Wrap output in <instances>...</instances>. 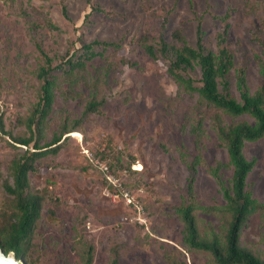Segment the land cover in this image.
<instances>
[{"label": "rangeland", "instance_id": "obj_1", "mask_svg": "<svg viewBox=\"0 0 264 264\" xmlns=\"http://www.w3.org/2000/svg\"><path fill=\"white\" fill-rule=\"evenodd\" d=\"M226 24L235 65L231 93L240 99L237 69L245 70L251 93L263 83L257 56L264 41V0H0V120L5 131H0V231L11 226L17 212L4 188L5 182L13 184L12 160L34 151L33 144L26 148L14 138L31 136L28 121L39 102L43 64L38 47L68 59L95 40L118 44L95 47L100 55L80 75L76 97L65 93L61 61H55V100L40 144L52 142L66 128L72 132L29 175V191L45 199L25 264H83L87 244L95 249L93 264H110L114 247L119 264H212L209 254L185 245L177 209L188 199L192 181L201 233L221 229L226 198L214 172L221 166L219 176L229 185L233 169L210 118L192 131L198 94L185 92L168 72L170 59L159 55L154 60L143 39L157 47L163 35L181 46L173 37L180 30L194 46L201 26L205 47L217 51ZM188 73L200 86V68ZM94 95L105 104L84 117ZM222 119L226 124L253 122L247 115L223 114ZM244 153L254 162L248 189L264 204V137L247 143ZM97 162L110 167L136 205L116 196ZM240 242L264 259V209L250 216Z\"/></svg>", "mask_w": 264, "mask_h": 264}, {"label": "trees", "instance_id": "obj_2", "mask_svg": "<svg viewBox=\"0 0 264 264\" xmlns=\"http://www.w3.org/2000/svg\"><path fill=\"white\" fill-rule=\"evenodd\" d=\"M95 10L101 11L100 8ZM64 13L66 9L64 8ZM229 14L223 17L226 21ZM229 24L218 35V50H208L203 42V31L201 26L197 31V41L194 46L190 45L180 30H176L173 37L181 43V46L170 44L163 35L159 37L157 47L143 39L146 53L154 60L158 56L170 59L169 74L183 88L185 92L198 94L197 112L192 131L198 132L207 117L217 131L218 138L225 146L229 165L233 174L229 185L221 180L219 171L221 166L215 169L214 174L221 182V187L226 198L224 208L227 219L221 229L210 228L202 234L197 222L196 211L199 205L195 199L192 181L188 184V199L177 209V214L184 226V243L190 250L205 252L210 255L212 264H264L260 258L251 250L241 246V232L250 216L256 211L264 209V204L255 200L248 189V177L254 168V162L249 161L244 153L247 143L255 142L264 137V41L261 42V52L257 56L260 73L263 77L262 85L253 93L250 92L246 72L239 68L235 71L236 86L240 99L231 93V71L234 69V57L226 45ZM97 46H114L115 43H106L95 40L84 44L83 53L78 57L65 59L61 56H52L39 46L43 57V64L39 68L38 78L40 80L39 102L28 121L31 131L29 138H14V141L27 149L23 154L15 157L11 163L13 184L4 183L5 191L14 197L16 205L15 219L10 227L0 231V246L6 253L14 252L20 260L27 259V251L32 241L36 223L41 217L42 204L45 196L29 191V175L37 172L36 163L48 152H57L60 148L62 137L72 130L64 131L50 143L40 144L42 126L50 115L55 100V79L53 71L55 61H61L58 69L62 70L63 82L66 84L68 98L76 97L75 88L80 80V75L87 69V65L100 54L95 51ZM123 63L135 66L127 60ZM200 68V86L188 72ZM85 83L88 81L82 77ZM105 104V99L97 96L90 98L84 107L83 116L100 112ZM232 117L249 116L250 121H238L231 124L224 123L222 115ZM0 131H4L3 122L0 120ZM37 135L39 136L37 138ZM55 149L51 147L57 145ZM94 246L87 244L83 264L94 263ZM110 264H119V251L112 248ZM171 264H178L171 262Z\"/></svg>", "mask_w": 264, "mask_h": 264}, {"label": "built area", "instance_id": "obj_3", "mask_svg": "<svg viewBox=\"0 0 264 264\" xmlns=\"http://www.w3.org/2000/svg\"><path fill=\"white\" fill-rule=\"evenodd\" d=\"M101 168V170L104 172V174L107 177L108 182L114 187V191L117 192L116 196L121 194L127 201L128 205L130 204H137V201L134 199V197L130 194L129 191H127L124 188L123 183L120 181L119 178L115 177L112 172L110 167L105 164V163H100L97 162Z\"/></svg>", "mask_w": 264, "mask_h": 264}, {"label": "water", "instance_id": "obj_4", "mask_svg": "<svg viewBox=\"0 0 264 264\" xmlns=\"http://www.w3.org/2000/svg\"><path fill=\"white\" fill-rule=\"evenodd\" d=\"M0 264H25L18 259L14 252L6 253L0 246Z\"/></svg>", "mask_w": 264, "mask_h": 264}]
</instances>
